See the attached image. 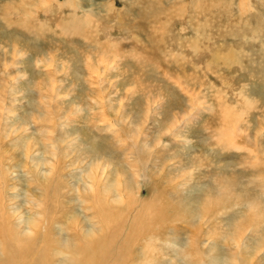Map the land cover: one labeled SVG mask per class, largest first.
I'll list each match as a JSON object with an SVG mask.
<instances>
[{"label": "rangeland", "instance_id": "1", "mask_svg": "<svg viewBox=\"0 0 264 264\" xmlns=\"http://www.w3.org/2000/svg\"><path fill=\"white\" fill-rule=\"evenodd\" d=\"M99 197L131 264H264V0H0V234L71 264Z\"/></svg>", "mask_w": 264, "mask_h": 264}, {"label": "bare ground", "instance_id": "2", "mask_svg": "<svg viewBox=\"0 0 264 264\" xmlns=\"http://www.w3.org/2000/svg\"><path fill=\"white\" fill-rule=\"evenodd\" d=\"M86 19V18H85ZM85 19H73L74 21H76L77 24V28L81 27L83 24H86V20ZM85 20V21H84ZM84 22V23H83ZM91 59V58H90ZM192 99V98H190ZM249 102V101H248ZM251 107V106H250ZM225 108V107H224ZM226 119H228V114H226ZM78 137H71L70 139H68L67 144H73V139L76 140ZM77 141V140H76ZM69 147V146H68ZM65 157V155H64ZM65 167V166H64ZM91 171V169H90ZM128 181V180H126ZM5 182V181H4ZM125 182V181H124ZM129 182V181H128ZM112 184V186H107L106 185H102L101 190L105 193V198L103 199H108L111 194H113V190H115V193H117V197H119L120 193H126L125 191L129 190V187L125 186L122 187L121 186V181L116 177L115 180V185L114 182H110ZM125 185V184H124ZM101 186V185H100ZM54 187H51L49 182L47 184L44 185V189L46 191V194H51V197L53 195L52 191ZM106 188H108V190H106ZM99 190V189H98ZM116 190H118V192H116ZM100 191V190H99ZM130 191V190H129ZM110 192V194H109ZM100 193V192H99ZM45 194V193H44ZM40 195V194H39ZM116 195V194H115ZM115 195H113L114 197H116ZM45 196V195H44ZM48 196V195H47ZM50 197V196H48ZM43 198V197H42ZM87 198V197H86ZM120 198V197H119ZM127 198V197H126ZM89 199V198H88ZM121 199V198H120ZM43 200V199H42ZM37 201V199H36ZM45 201V200H44ZM52 204H53V200L51 199ZM139 201V200H138ZM149 203V202H148ZM131 204V203H130ZM144 205V203H139V205ZM63 205L65 206V204L63 203ZM128 205V204H127ZM63 206V207H64ZM151 206V205H150ZM53 207V206H52ZM146 207V206H145ZM112 208L110 205L106 204L101 197H99L98 199L96 198V209L101 217V219L103 220V222H105L108 219V223H111V217L112 213H110ZM127 209H130L129 206L126 207ZM148 208V207H147ZM146 208V209H147ZM155 208V207H154ZM164 208V207H163ZM151 209V208H150ZM154 210V209H153ZM156 210V209H155ZM158 211V210H157ZM161 211V208L159 210V212ZM164 211V210H163ZM162 211V212H163ZM91 212V211H90ZM151 212V210L149 211ZM154 212V211H153ZM7 213V212H6ZM47 213V212H46ZM97 213V212H96ZM130 213V212H129ZM49 214V213H48ZM126 214V213H125ZM144 214V213H143ZM149 214V213H148ZM142 215V214H141ZM145 215V214H144ZM125 215H119L116 223H111V224H106L104 227H109L111 228V232L109 234L108 237H102L101 233H103V231L99 232L100 235H94V237L91 236V234L93 233V229H89L86 231H83L84 234H82V237L79 241V244L75 245L74 248H72L70 251L74 254H76L70 261L71 264H109V260L112 259L110 264H131L134 257L131 256V252L129 253L130 250V244L132 242H130V234L124 232L123 230V219L124 221L126 220L124 218ZM129 216V214L127 213V217ZM9 221L11 217L10 215L8 216V214L6 216H4L3 214H0V218H4ZM145 217V216H144ZM261 217L260 213H257V218ZM263 217V216H262ZM52 218V217H51ZM90 218V217H89ZM141 219L142 217H140V214H138L136 217H134V222L136 220L135 223H139L141 225H143L144 223L142 221H138V219ZM149 218V217H148ZM264 218V217H263ZM147 219V217H146ZM180 219V218H179ZM37 220V219H35ZM33 220V221H35ZM12 220H10L9 222H11ZM53 221V220H52ZM144 221V220H143ZM256 221V220H255ZM36 222V221H35ZM38 222V221H37ZM13 224V223H12ZM32 224V223H31ZM34 224V223H33ZM39 224V223H38ZM41 224V223H40ZM149 223H146V225ZM42 225V224H41ZM40 225V227H41ZM3 226V225H2ZM35 226L37 227V225L35 224ZM34 226V227H35ZM148 226V225H147ZM146 226V227H147ZM39 227V225H38ZM63 227V226H62ZM103 227L101 226V229ZM133 228V227H132ZM137 228V227H136ZM99 229V230H101ZM143 229V228H142ZM34 230V228H33ZM38 230V229H36ZM103 230V229H102ZM107 230V229H106ZM117 230V231H116ZM131 230V229H130ZM39 231V230H38ZM123 231V232H122ZM139 231V230H138ZM106 232V231H105ZM109 232V231H108ZM115 232H119V235L123 236V241H121V243H117V240L119 241V238L116 236ZM121 232V233H120ZM136 232V231H135ZM150 231L147 232H143L138 234V236L136 237L137 239L139 238V236H143V238L145 239V237H147L146 235L148 233H150ZM37 234V232H35ZM41 233V232H40ZM131 233V232H130ZM106 234V233H105ZM50 235V233H49ZM49 235H45V238L42 242V244L44 245V243H47L48 245L54 242V238L50 237ZM81 236V234H79ZM78 235V236H79ZM85 236V237H84ZM40 237V236H39ZM48 239H47V238ZM27 238V237H26ZM23 238L21 236H19V234L16 232V230L14 229V227L11 226H3L2 228V232L0 234V240L1 243L3 245V252L5 255V258L3 260H0V264H51V259H49V255L46 254V251L43 249L44 246L41 249H38L36 247V241L31 240V239H26ZM35 238V237H34ZM37 238V236H36ZM38 241L42 240L37 238ZM83 240L85 242H83ZM59 242V241H58ZM83 242V243H82ZM136 242V241H135ZM56 243V242H55ZM116 243V246H115ZM54 244V243H53ZM73 246V245H72ZM69 247V246H68ZM67 247V248H68ZM70 248V247H69ZM58 250V248H57ZM77 252V253H76ZM60 253V250H59ZM110 253V254H109ZM114 254V255H112ZM151 259V258H150ZM63 261V260H62Z\"/></svg>", "mask_w": 264, "mask_h": 264}]
</instances>
